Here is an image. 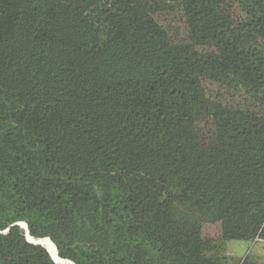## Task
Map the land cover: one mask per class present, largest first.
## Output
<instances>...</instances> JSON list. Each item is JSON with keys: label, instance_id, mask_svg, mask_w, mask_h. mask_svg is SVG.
Masks as SVG:
<instances>
[{"label": "trees", "instance_id": "16d2710c", "mask_svg": "<svg viewBox=\"0 0 264 264\" xmlns=\"http://www.w3.org/2000/svg\"><path fill=\"white\" fill-rule=\"evenodd\" d=\"M228 241L264 243V0H0V264H227Z\"/></svg>", "mask_w": 264, "mask_h": 264}, {"label": "rangeland", "instance_id": "374dc122", "mask_svg": "<svg viewBox=\"0 0 264 264\" xmlns=\"http://www.w3.org/2000/svg\"><path fill=\"white\" fill-rule=\"evenodd\" d=\"M90 29L86 26H79L72 29L55 47V54L62 56L69 64H77L81 58L88 53ZM217 236V229L209 228L205 231V237L214 238ZM223 251L227 264H238L246 253L247 243L241 241L222 242Z\"/></svg>", "mask_w": 264, "mask_h": 264}, {"label": "crops", "instance_id": "0c3cea01", "mask_svg": "<svg viewBox=\"0 0 264 264\" xmlns=\"http://www.w3.org/2000/svg\"><path fill=\"white\" fill-rule=\"evenodd\" d=\"M251 250L260 257V264H264V243L257 242L253 243L252 245H246V253L242 256L241 259H243Z\"/></svg>", "mask_w": 264, "mask_h": 264}, {"label": "bare ground", "instance_id": "6f19581e", "mask_svg": "<svg viewBox=\"0 0 264 264\" xmlns=\"http://www.w3.org/2000/svg\"><path fill=\"white\" fill-rule=\"evenodd\" d=\"M21 227L25 230V233H26V238L27 240L32 243V244H37V245H40L42 247H44L49 254H51V247H50V242L46 239V240H38V241H35L33 240L32 238H30L28 236V232L26 230V227L22 224ZM46 241V242H45ZM46 244V245H45Z\"/></svg>", "mask_w": 264, "mask_h": 264}]
</instances>
